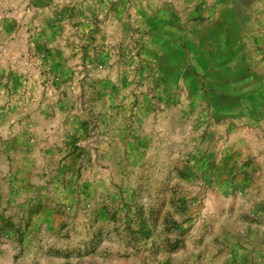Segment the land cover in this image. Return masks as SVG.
Returning <instances> with one entry per match:
<instances>
[{
    "label": "rangeland",
    "instance_id": "1",
    "mask_svg": "<svg viewBox=\"0 0 264 264\" xmlns=\"http://www.w3.org/2000/svg\"><path fill=\"white\" fill-rule=\"evenodd\" d=\"M208 1L0 0V264H264V49L193 53Z\"/></svg>",
    "mask_w": 264,
    "mask_h": 264
},
{
    "label": "crops",
    "instance_id": "2",
    "mask_svg": "<svg viewBox=\"0 0 264 264\" xmlns=\"http://www.w3.org/2000/svg\"><path fill=\"white\" fill-rule=\"evenodd\" d=\"M219 1V0H218ZM201 12L205 22L195 26L186 43L195 51L206 49V58L237 59L231 65L247 66L262 57L264 45V1L263 0H229L219 1ZM262 10V11H261ZM227 62V61H226Z\"/></svg>",
    "mask_w": 264,
    "mask_h": 264
},
{
    "label": "built area",
    "instance_id": "3",
    "mask_svg": "<svg viewBox=\"0 0 264 264\" xmlns=\"http://www.w3.org/2000/svg\"><path fill=\"white\" fill-rule=\"evenodd\" d=\"M219 1H224V2H226V1H229V0H219Z\"/></svg>",
    "mask_w": 264,
    "mask_h": 264
}]
</instances>
